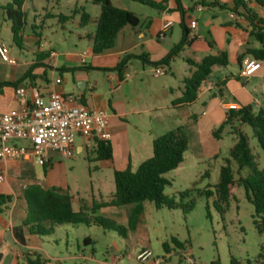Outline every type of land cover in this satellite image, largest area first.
<instances>
[{
  "label": "crops",
  "instance_id": "obj_1",
  "mask_svg": "<svg viewBox=\"0 0 264 264\" xmlns=\"http://www.w3.org/2000/svg\"><path fill=\"white\" fill-rule=\"evenodd\" d=\"M154 1L161 3L163 0ZM180 1L181 6L177 4L176 0H168L163 4V8H155L133 0H112L116 6L136 13L140 17V24L135 30L130 28L123 30L117 36L115 46L101 53L93 52L92 39L89 37L95 33L91 31L83 34L73 33L77 35L80 46H74L73 50L61 49L60 51H56L52 47L49 48L46 42H42L41 33L35 31L27 42L34 44L33 48L28 50V54L14 52L10 47L11 56L16 59V63L10 64L0 59V82L17 83L0 91V112L17 108L20 104L19 98L21 96L31 97L34 89H37L45 97L53 91L81 96L82 102L88 108L106 110L109 114L113 158L98 161L101 163L100 169L107 168L113 175L115 170L133 168V144H136L135 147H137L143 136L152 147L153 140L157 136L177 126L184 127L189 136L190 148H197V153L202 155L204 152L203 134L207 130H215L225 122L230 104H236V109L248 106L251 101L250 94H252L255 101L259 99L256 102L263 109L264 60H260L261 67L253 75L243 76V62L245 58L253 56H245L241 63L239 58L248 47H261V44L249 34L251 29L249 22L243 16L230 10L203 5L204 0H191V5ZM216 1L233 6L235 0ZM244 1L264 20L263 7H260L254 0ZM80 7H83L91 16V22L88 25L93 24L96 27L101 8L92 15L86 6ZM238 10L242 11V8L239 7ZM204 16L206 19L202 21ZM168 20H172L173 25L163 32V25ZM176 20L179 21V30L175 28ZM191 21L197 22V28H191ZM77 23L81 27L80 21ZM183 23L190 30L191 44L185 46L169 65H164L167 68V74L154 77L151 73L154 65L151 62L163 59L172 47L180 42ZM33 28L37 29V25H34ZM211 42L214 45H211ZM22 45L26 47V44ZM41 51L49 52V55L43 60V65L32 69V66L37 62L36 54ZM219 51H227L229 54L230 64L221 66L229 67L228 70L222 71L219 68L216 77H212L211 73L201 85L198 98L194 103L175 106L173 101L183 95L184 80L192 74L193 64L199 63L207 55ZM51 52H55L56 55L51 57ZM128 54H134L137 57L131 58L121 71L115 70L114 68ZM144 54L148 56L149 61H144L139 57ZM182 54H185L187 63L183 72L185 77L179 81L182 85H179L176 90L171 83V80L175 78L168 77V71L174 74L175 59ZM31 69L35 77V87L32 86L30 78L24 79ZM243 78L248 79L246 83L242 81ZM58 79L61 81L57 82ZM250 81L253 83L249 87L247 84ZM254 94H259L260 98L254 97ZM197 103L200 104L198 111L195 110ZM184 108H189L190 112L180 115L179 111ZM165 115L173 117L171 125H168L163 119ZM78 137L82 138L83 142L76 144L75 141V150L83 152L89 146L94 148V142H88L83 136H77L76 140ZM146 149L136 150L141 152V156H145V159H142L137 167L152 156V150L148 146ZM214 155L216 154L214 153ZM61 158L54 154L52 161L46 166H53ZM25 165L30 164L9 159L0 160V193L13 196L12 201L0 213V264H18L24 262L27 255L34 254H40L46 264H83L82 262L87 264V261L97 264H116L121 253V245L115 240L112 241L111 251L102 260L96 259L93 253L90 255L70 253L69 247L72 240L69 231L74 233L82 225L88 228L91 227L90 225H60L55 228L52 234L46 236L30 235L27 232L24 223L28 216V202L24 192L27 186L38 184V182L34 179V173ZM101 185L100 181L98 186ZM98 190L101 196L100 200L95 197L91 201L79 199L78 209L74 207L75 197L72 196L73 210L78 212L83 207L92 208L95 202L110 201L115 193V190L112 191L111 197L104 199L101 190ZM131 209L132 205H125L110 206L98 210H103L104 216L108 217L106 220L113 218V222L127 227ZM96 212L97 210L95 213L87 212V215L96 217ZM93 225L103 229L105 236L113 231L105 230L102 226L94 223ZM17 226L23 227L24 243L19 242L15 237L14 228ZM138 227L135 230H129L127 235L123 236L130 241L133 248L128 255L129 259H133L134 256L136 258L139 251L146 248L142 246L137 249L138 252L135 255L138 243L135 242L134 233ZM59 235L65 237L62 238ZM82 239L85 246L94 243L87 234L82 235ZM62 245L66 248L65 253L62 251ZM181 250L185 252V248H181ZM167 253L170 258L172 255L170 247ZM164 264H166V260Z\"/></svg>",
  "mask_w": 264,
  "mask_h": 264
},
{
  "label": "rangeland",
  "instance_id": "obj_2",
  "mask_svg": "<svg viewBox=\"0 0 264 264\" xmlns=\"http://www.w3.org/2000/svg\"><path fill=\"white\" fill-rule=\"evenodd\" d=\"M10 1L0 0V42H5L14 52L28 54V50L32 49L34 44L27 42L35 31L41 33L42 42H46L49 48L52 47L56 51L73 50L74 46H80L77 35L73 33L96 32L93 24L84 28L79 27L77 21H80V14L73 13L77 6H86L92 15L98 12L100 6L92 3L91 0H27L25 8L27 25L23 32L25 40L23 43L26 47L19 46L13 41L11 22L6 19L4 11V7ZM182 1L186 5L192 4L191 0ZM50 13L70 15L72 18L63 23L58 17L47 16ZM205 19V16L202 17V21ZM176 21L175 28L179 30V21ZM33 25H37V29H34ZM185 57V54L176 57L174 74L168 71V77L175 78L171 80V83L176 90L179 85H182L179 81L185 77L183 74L187 65ZM219 68L224 71L229 67H215L212 77H216ZM247 80L242 79L244 83ZM252 83L253 81H250L247 85L250 87ZM254 97L260 98V95L254 94ZM250 98L249 105L254 111L260 110L259 103L256 102L259 99L255 101L252 94ZM199 109L200 104L197 103L195 110ZM189 112V108H184L179 111V114L185 115ZM163 119L168 125H171L173 121V117L166 115ZM235 124L247 134L251 152L259 168L264 169V151L258 144L253 128L247 124L242 125L238 122ZM218 129L219 127L213 131L207 130L203 134L202 155L197 153V148H189L185 152L184 161L176 169L165 174L170 184L165 188L164 194L176 202V208H157L151 201L143 202L141 222L134 233L135 242L138 243L135 255L138 252L137 249L144 246L150 248L154 256L165 258L166 264H188V257H191L196 264H232V258H235L239 264H264V232H260L255 223V219L260 218L256 215L254 205L247 199L244 187L234 186L227 204L220 201L218 197L216 185L219 182L220 169L225 164V160L230 157V151L237 141V135L229 125L223 128L220 137L215 135ZM81 142L83 139L78 137L76 144ZM17 144L23 145L25 142L19 141ZM135 145L133 144V170H136L138 163L145 159V156H141V152L136 150H147V146L152 150L145 136L138 142L137 147ZM92 147L89 146L83 152L75 150L71 158H61L53 166H25L34 173V179L38 184L68 191L75 197L74 207L78 209L79 199L91 201L95 197L100 200L98 189L101 190L104 199H109L112 191L115 190L114 175L107 168L100 169L101 163L97 160V153ZM233 167L234 178H238L237 166ZM249 173L248 168L242 171L244 176ZM100 181L102 185L98 186ZM191 202L194 205L188 209ZM96 215L100 218L105 217L103 210H97ZM112 219L109 221L113 222ZM117 224L121 225L118 222ZM89 225L91 226L89 228L82 225L74 233L69 231L72 240L69 247L70 253L87 255L93 253L96 259L102 260L111 251L112 241L115 240L121 245V253L116 264H140L135 256L133 259L128 257L133 250L128 239L116 231H111L105 236L103 229L93 225L91 219H89ZM84 234L94 241L92 245L83 244L82 235ZM173 238L183 244L185 252L172 241ZM164 244H168L172 250L170 258L164 249ZM61 247L65 253V246ZM82 263L85 264V262ZM86 263L97 264L93 261Z\"/></svg>",
  "mask_w": 264,
  "mask_h": 264
},
{
  "label": "trees",
  "instance_id": "obj_3",
  "mask_svg": "<svg viewBox=\"0 0 264 264\" xmlns=\"http://www.w3.org/2000/svg\"><path fill=\"white\" fill-rule=\"evenodd\" d=\"M27 0H11L5 7L4 11L6 19L11 22V32L13 41L22 46L23 32L27 25L25 3ZM142 4H146L155 8H163V4L154 0H133ZM260 7L264 8V0H254ZM101 8V13L96 21V32L89 38L92 39V49L95 53H101L115 46L117 36L123 30L137 29L140 24V17L127 9L116 6L112 0H92ZM181 6V1L176 0ZM203 5L210 7H220L235 12L239 16H243L250 25V36L257 40L260 48L248 47L244 54L239 58L241 63L243 58L251 55L258 60H264V20L252 8H250L244 0H235L233 6L219 1L202 2ZM242 8V11L238 8ZM73 13L80 14V26L85 27L91 22V16L83 7L76 8ZM47 16L58 17L59 21L64 22L72 16L70 15H54ZM34 27V25H33ZM183 34L179 43L174 45L170 52L161 60L151 62L154 66L169 65L172 59L187 45H190V30L183 23ZM214 45L213 42L210 43ZM49 52H37V62L32 69L43 65ZM134 54H128L123 57L119 64L114 68L121 71L126 63ZM144 61H149L146 54L140 55ZM230 64L229 54L227 51H219L204 57L201 62L193 64L192 74L184 80L183 95L173 101L175 106L190 105L194 103L199 94V89L203 82L211 75L215 66H228ZM32 69L27 72L24 79L30 78L32 86L35 87V77ZM17 83L5 81L0 82V91L7 86H14ZM239 124L250 125L254 130V135L258 140V144L264 151V109L254 111L251 105L243 106L239 109H230L227 113L225 122L219 127L215 135L220 137L223 128L229 125L237 135V141L230 151V157L225 160V164L220 169L219 182L216 190L220 201L227 204L234 186H243L246 191L247 199L254 205L258 218L255 223L260 232H264V169H260L258 162L255 160L251 152L249 138L247 134L240 128ZM94 150L97 153V160H109L113 158V147L111 142H105L96 139L94 142ZM190 148L189 136L183 126H177L170 130L164 131L157 136L152 143V156L144 160L136 170L128 167L124 170H115V193L110 201L95 202L92 208H82L76 212L72 207V195L60 188L51 187L44 188L39 184H32L25 189V197L28 202V216L24 223L27 232L30 235L46 236L52 234L55 228L60 225L80 224L89 225V219L93 223L102 226L105 230H113L121 236H126L129 230H135L141 222L143 214V202L151 201L157 208L168 207L174 209L177 207L176 202L164 194L165 188L170 184L165 174L176 169L183 161L185 152ZM234 165L237 166L236 172L238 178H234ZM249 169L250 173L246 176L242 175V171ZM186 194V193H185ZM13 196L10 194L0 193V213L12 201ZM132 205L129 215L128 226L118 225L116 222L92 217L87 212L95 213L100 208L110 206ZM194 205L191 202L188 209ZM23 227L14 228L15 237L19 242L24 243ZM180 248H184L183 244L175 238L172 239ZM164 249L169 252V245L164 244ZM1 261V254H0ZM259 261V260H258ZM18 264H46V261L40 254L27 255L24 262ZM232 264H239L235 258H232Z\"/></svg>",
  "mask_w": 264,
  "mask_h": 264
},
{
  "label": "built area",
  "instance_id": "obj_4",
  "mask_svg": "<svg viewBox=\"0 0 264 264\" xmlns=\"http://www.w3.org/2000/svg\"><path fill=\"white\" fill-rule=\"evenodd\" d=\"M172 25V20L166 21L163 32ZM190 25L192 29L197 28L196 21H191ZM55 55V52L50 54L51 57ZM0 59L16 63L5 42H0ZM260 67L261 61L249 56L243 62L242 75L251 76ZM151 73L154 77L163 76L167 74V68L164 65L153 66ZM19 102L17 108L0 112V160L44 167L52 161L54 154L71 158L77 136H83L88 142L112 139L108 112L88 108L79 95L53 91L45 97L34 89L31 97L21 96ZM236 108V104L229 106V110ZM19 141L25 144H17ZM136 259L140 264L165 263V258L154 256L150 248L140 250ZM187 261L188 264H196L191 257Z\"/></svg>",
  "mask_w": 264,
  "mask_h": 264
}]
</instances>
